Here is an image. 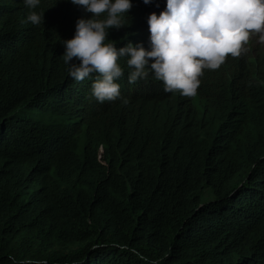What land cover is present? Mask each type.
Listing matches in <instances>:
<instances>
[{
	"label": "trees",
	"instance_id": "obj_1",
	"mask_svg": "<svg viewBox=\"0 0 264 264\" xmlns=\"http://www.w3.org/2000/svg\"><path fill=\"white\" fill-rule=\"evenodd\" d=\"M131 2L106 42L150 50L167 0ZM91 17L0 0V264H264V48L205 70L195 97L129 83L121 57L120 97L99 102L98 74L63 59Z\"/></svg>",
	"mask_w": 264,
	"mask_h": 264
},
{
	"label": "clouds",
	"instance_id": "obj_2",
	"mask_svg": "<svg viewBox=\"0 0 264 264\" xmlns=\"http://www.w3.org/2000/svg\"><path fill=\"white\" fill-rule=\"evenodd\" d=\"M71 2L92 17L77 21L75 35L63 43V59L76 81L98 74L92 95L99 102L120 97L116 81L124 75L121 57H128L126 63L132 69L129 83L147 79L151 72L163 82L166 92L195 97L205 70H218L229 56L246 54L253 36L264 43V0H167L165 10L148 16L150 50L132 43L117 49L114 43L106 42L110 28L125 25L124 14L132 8L131 0ZM24 3L35 9L40 0ZM25 22L44 23V13L31 11ZM74 59L79 63H72Z\"/></svg>",
	"mask_w": 264,
	"mask_h": 264
},
{
	"label": "rangeland",
	"instance_id": "obj_3",
	"mask_svg": "<svg viewBox=\"0 0 264 264\" xmlns=\"http://www.w3.org/2000/svg\"><path fill=\"white\" fill-rule=\"evenodd\" d=\"M248 48H264V43L259 42L258 36H253L247 45Z\"/></svg>",
	"mask_w": 264,
	"mask_h": 264
}]
</instances>
